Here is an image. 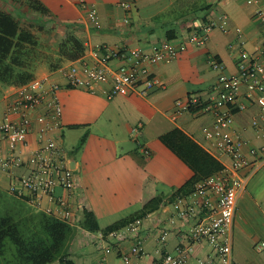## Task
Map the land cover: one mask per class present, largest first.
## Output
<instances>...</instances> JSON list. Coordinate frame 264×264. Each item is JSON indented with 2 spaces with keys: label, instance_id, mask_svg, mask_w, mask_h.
I'll return each instance as SVG.
<instances>
[{
  "label": "crops",
  "instance_id": "1",
  "mask_svg": "<svg viewBox=\"0 0 264 264\" xmlns=\"http://www.w3.org/2000/svg\"><path fill=\"white\" fill-rule=\"evenodd\" d=\"M40 1L46 12L33 11L27 4L13 0H0V6L38 35L45 54L54 55L58 54L60 42L70 34L83 40L87 56L98 45L143 46L152 50L154 44L164 40L186 41L194 30L222 12L230 17L229 30L213 29L206 44L188 43L177 58L151 64L158 83L147 95L119 93L108 99L101 92L69 86L60 69L71 60L52 68L44 57L37 66L36 76H48L63 85L62 127L53 134L67 151L77 183L71 190L62 186L55 190L57 195L68 197L73 211L70 221L75 233L69 243L68 259L73 264H98L101 260L106 264H125L124 256L129 254L132 264H162L165 253L189 241L190 224L176 217L172 195L186 186L195 172L161 137L180 129L211 154L203 129L213 124V114L181 110L177 102L191 95L209 100L222 74H238L241 49H264V21L256 14L258 9H264V0H85L84 5L81 0ZM128 3L130 7L124 5ZM92 6L98 10L100 25L89 17ZM236 26L243 29L244 43ZM213 57L223 63L222 69L213 68ZM120 62L114 60L113 65ZM246 92L243 85L240 98L246 107L234 111L233 129L245 140L249 164L241 170L246 182L238 196L232 257L233 264H264V136L253 124L254 117L264 109L255 99L247 98ZM6 95L16 97V85L2 90L0 117L6 110ZM140 124L141 130L135 131ZM66 128L77 132L73 135L75 140L85 132V143L77 151L67 149V139L70 144L75 142L70 140ZM38 145L36 133H31L28 145L21 148L24 158ZM29 172V165L14 167L12 173L0 171V187L10 193L13 178ZM161 194L164 200L160 207L143 217L140 229L124 239L116 240L102 230L90 231L82 226L86 209L96 214L103 229L136 213ZM43 205L55 207L49 197H45ZM165 229L169 230V237L162 243ZM138 243L144 247L143 254L133 253ZM209 257H220L218 249L206 240L198 241L193 244L188 264H203L201 260ZM49 264L66 263L58 259Z\"/></svg>",
  "mask_w": 264,
  "mask_h": 264
},
{
  "label": "built area",
  "instance_id": "2",
  "mask_svg": "<svg viewBox=\"0 0 264 264\" xmlns=\"http://www.w3.org/2000/svg\"><path fill=\"white\" fill-rule=\"evenodd\" d=\"M81 4L84 5L85 0H81ZM124 5L131 6L130 3ZM256 14L264 21V9H258ZM89 17L100 25L95 6L90 8ZM215 28L229 30L230 17L227 13L210 18L186 41L174 43L164 40L154 44L152 50L143 46L109 48L98 45L91 49L90 56L83 55L60 70L69 86L84 88L92 93L101 92L108 99L119 93L147 95L158 83L152 75L151 64L177 58L188 43L196 46L206 44ZM235 29L244 43L242 27L236 26ZM114 60L121 62L114 66ZM211 62L215 69L224 67L216 57ZM237 65L238 74H222L219 77L209 100L203 101L198 95H191L177 102L181 110L213 114V124L203 130L208 141L207 150L221 162L222 168L196 181L189 193H181L174 198L176 217L190 224L189 241L165 253L162 264H188L193 244L202 240L214 245L220 257L202 259L201 263L233 264V224L238 196L246 182L241 170L249 164L244 150L245 140L233 129L234 111L246 107L240 98L243 85L247 88L246 97L255 99L264 109V49L255 52L241 49ZM62 86L61 82L48 76H36L28 83L16 86V97L6 95V110L0 117V171L12 173L14 167L29 165L28 174L13 178L10 192L28 197L30 203L42 210L70 219L73 216L70 200L55 192L57 186L71 190L77 184L67 151L53 134L62 127ZM253 124L264 136V112L254 117ZM140 130L141 124L135 127V131ZM31 133H36L39 145L28 158H24L21 148L28 145ZM45 197L54 201L55 207L44 206ZM172 222L176 220L172 219ZM141 223L142 218H137L108 234L121 240L130 233H136ZM168 237L169 230L165 229L161 235L162 243H166ZM133 253H144L141 243L133 248ZM124 261L125 264H132L131 256L126 254ZM98 264L106 263L101 260Z\"/></svg>",
  "mask_w": 264,
  "mask_h": 264
},
{
  "label": "trees",
  "instance_id": "3",
  "mask_svg": "<svg viewBox=\"0 0 264 264\" xmlns=\"http://www.w3.org/2000/svg\"><path fill=\"white\" fill-rule=\"evenodd\" d=\"M27 4L33 11L46 12L40 0H13ZM38 35L21 24L20 18L0 6V95L5 87L23 85L36 77L41 58H48L52 68L65 60H77L86 52L85 43L76 34L67 35L59 44L57 55L45 54ZM200 97V96H199ZM201 100H204L200 97ZM163 142L191 166L195 174L183 188L176 190L172 197L189 193L199 179L211 175L222 168V164L211 154L201 149L182 130L174 129L162 135ZM84 135L77 149L85 143ZM3 194L0 187V198ZM17 201L14 214L0 215V255L2 264H49L61 260L73 264L68 259L69 243L75 227L69 218L55 212L28 207L29 199L10 192ZM164 196L157 195L147 201L142 209L105 228H101L96 214L86 209L82 226L90 231L102 230L105 234L121 228L137 218H143L157 210Z\"/></svg>",
  "mask_w": 264,
  "mask_h": 264
},
{
  "label": "rangeland",
  "instance_id": "4",
  "mask_svg": "<svg viewBox=\"0 0 264 264\" xmlns=\"http://www.w3.org/2000/svg\"><path fill=\"white\" fill-rule=\"evenodd\" d=\"M87 130V129H86ZM66 132L67 134L70 136V140L74 141L75 143L73 144H70L69 143V139H67V149L69 150H76L77 151V148L80 144V141L81 139H77L75 140V136L73 137V135H77V132H72L70 131L69 129L66 128ZM74 133V134H72ZM85 133V132H84ZM84 133L81 135L84 136ZM2 191H3V194L0 198V215H4V214H14L18 211V209L15 207V204H16V199L14 197H12L11 195H9V193L7 192L6 189H3L2 188ZM27 206L28 207H32V205L30 203H27ZM2 256L0 255V264H2Z\"/></svg>",
  "mask_w": 264,
  "mask_h": 264
}]
</instances>
